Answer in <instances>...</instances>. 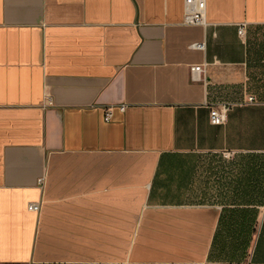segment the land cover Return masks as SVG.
I'll use <instances>...</instances> for the list:
<instances>
[{
	"label": "crops",
	"instance_id": "obj_1",
	"mask_svg": "<svg viewBox=\"0 0 264 264\" xmlns=\"http://www.w3.org/2000/svg\"><path fill=\"white\" fill-rule=\"evenodd\" d=\"M183 17L0 0V264H264V0Z\"/></svg>",
	"mask_w": 264,
	"mask_h": 264
},
{
	"label": "built area",
	"instance_id": "obj_2",
	"mask_svg": "<svg viewBox=\"0 0 264 264\" xmlns=\"http://www.w3.org/2000/svg\"><path fill=\"white\" fill-rule=\"evenodd\" d=\"M183 24L188 26H206V0H184V17ZM245 30L244 26H241L239 29V35L242 36ZM198 50H204L205 44H195L193 46ZM204 67L203 66H193L190 69V79L194 83L204 82ZM249 102H253V99L250 98ZM121 111H125V107L120 108ZM227 108L224 107H212L210 108V120L211 124L215 126H220L226 122L227 119ZM111 120V112L109 111L105 115V122ZM226 157H232L233 154H225ZM39 204H31L29 206V211L39 212Z\"/></svg>",
	"mask_w": 264,
	"mask_h": 264
}]
</instances>
